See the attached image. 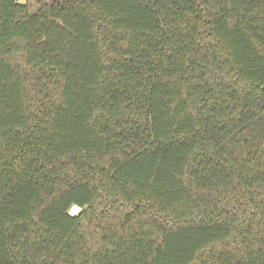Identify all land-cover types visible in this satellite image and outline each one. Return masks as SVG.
<instances>
[{"label":"trees","instance_id":"trees-1","mask_svg":"<svg viewBox=\"0 0 264 264\" xmlns=\"http://www.w3.org/2000/svg\"><path fill=\"white\" fill-rule=\"evenodd\" d=\"M0 264H264V0H0Z\"/></svg>","mask_w":264,"mask_h":264},{"label":"rangeland","instance_id":"rangeland-1","mask_svg":"<svg viewBox=\"0 0 264 264\" xmlns=\"http://www.w3.org/2000/svg\"><path fill=\"white\" fill-rule=\"evenodd\" d=\"M19 1H21V2H28V4H29V10H30V12L31 13H34L37 9H38V7H39V2L41 1V0H19ZM45 1H47V2H52V1H54V0H45ZM81 210V207L79 206V207H71V209H70V212L71 213H73V214H76V213H78L79 211Z\"/></svg>","mask_w":264,"mask_h":264},{"label":"bare ground","instance_id":"bare-ground-1","mask_svg":"<svg viewBox=\"0 0 264 264\" xmlns=\"http://www.w3.org/2000/svg\"><path fill=\"white\" fill-rule=\"evenodd\" d=\"M73 207H79V206L75 204V205H73ZM71 212H72V211H71Z\"/></svg>","mask_w":264,"mask_h":264}]
</instances>
